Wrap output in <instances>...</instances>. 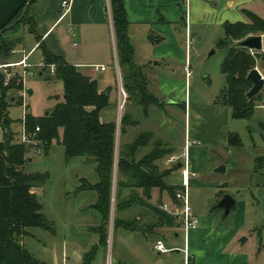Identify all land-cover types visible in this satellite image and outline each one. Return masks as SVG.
<instances>
[{"label":"crops","instance_id":"0c3cea01","mask_svg":"<svg viewBox=\"0 0 264 264\" xmlns=\"http://www.w3.org/2000/svg\"><path fill=\"white\" fill-rule=\"evenodd\" d=\"M25 1L27 0H0V26L6 23ZM62 1L35 0L31 4L30 11L36 20L41 38L38 40L25 25L22 33L18 34L23 36V40L17 44L16 49L30 52L29 60L33 63L31 74L38 71L40 75L44 74V57L40 42L52 52L63 54L68 62L96 78L99 89L109 94L110 102L102 109L101 119L117 121L120 78L116 60H119V57L111 2L71 0L69 10L63 14ZM252 1L254 0H123L130 36L135 47L134 59L144 67L148 90L159 98L161 105L166 101L168 108L180 105L184 109L185 143L188 136L194 141L189 147V154L191 168L197 171V175L190 178L189 188L210 184L217 188L209 196V199L215 196V200H210L207 211L200 212L195 205L191 206L193 214L198 218L199 215L205 216L203 222L200 221L197 227L188 231L191 264H264V226L260 228V225H257L256 217L251 214L245 202H240L238 207L239 201L232 192L233 189L229 188H236L240 183L237 178L245 172L240 154L242 147L229 144L228 131H236L227 128L231 118H235L232 108L218 101L219 94L212 102H192L186 90L188 77L184 68L188 55L187 35L190 33L191 36H199V31L191 34L192 25L198 30L200 25L224 24L226 21L244 19L240 10L244 12L243 5ZM25 31L34 38V42L29 46L26 43ZM17 54H20V57L22 55L20 52L14 53ZM100 65H106V68L102 69ZM119 70L122 78L120 63ZM53 79L60 81L58 78ZM127 92L125 106L129 123L122 133L125 145L133 142L140 131L154 130L149 125L150 118L157 115L154 109L158 110L156 103L146 107L135 100L132 93ZM256 108L263 110L264 104L259 103ZM153 132V136H156L155 131ZM155 140L156 138L146 140L135 152L131 151L127 155L130 158H141L151 150ZM172 148L175 149L171 153L180 154L184 150L178 152L176 147ZM171 153L157 159L156 164L160 169L171 168L176 164L177 167L165 176L164 180L169 185L180 188L183 183L180 162H167ZM231 154L235 160L233 164L230 160ZM256 154L264 155V151ZM256 157L253 156L249 167L252 169L251 176L256 171L264 173V166L256 170ZM162 158L166 159L165 163L160 161ZM221 164H225V171L216 170ZM174 170L179 171L181 175V180L176 183L168 179ZM200 173L203 174V179L198 178ZM121 174L129 178L128 184L121 186L119 190L121 202L125 203V207L116 209L115 215L117 219L130 222L137 228L128 229L114 225L111 236L112 264H185L183 251L163 253L155 249L158 239H163L168 247L184 246L185 239L181 236L183 230L178 214L181 201L175 199L168 188L154 185L147 192L146 188L132 182L128 172ZM214 177L218 179L213 180ZM115 190H118V186H115ZM226 192L236 199L227 215L224 208L218 206V201ZM101 222L102 216L88 228V231L98 234V240L100 233L94 231V228ZM169 234L173 235L170 239L167 237ZM118 236L123 240L119 244ZM244 237L247 239L242 241ZM63 255L65 257V250ZM39 258L50 264L44 257ZM106 261L104 257L99 263L106 264Z\"/></svg>","mask_w":264,"mask_h":264},{"label":"trees","instance_id":"16d2710c","mask_svg":"<svg viewBox=\"0 0 264 264\" xmlns=\"http://www.w3.org/2000/svg\"><path fill=\"white\" fill-rule=\"evenodd\" d=\"M34 1H25L10 19L0 26V63L10 61L14 55L13 49L22 42V35H11L22 24L27 25L40 40L41 34L30 11ZM110 2L124 86L130 93L140 96L139 102L146 107L152 103L161 105L159 98L147 88L144 67L134 59L135 47L129 32L124 2L123 0H110ZM26 6V12L21 20L5 28L21 15ZM244 12L249 20L226 21L225 36L218 41L219 46L228 50L222 62V72L226 75L227 82L218 95V101L230 106L235 118L248 119L254 114L256 105L261 103L262 95L260 91L252 97L247 96L252 86L247 74L257 65L259 59L264 65V49L252 52L248 47L237 45L236 41L251 33L263 34L264 18L249 9H244ZM39 45L44 57L42 70L47 72L46 78H58L64 85L63 99L58 101L49 113L40 116L34 115L31 111L26 113V130L40 142H24L21 141L20 136L15 139L17 132L11 127L13 119L9 107L14 103L23 104L22 96L16 94L23 88V83L16 75L6 84L5 73L0 71V121L4 135L0 142V264H47L26 247L24 239L32 235L31 228H41L52 233L56 231L54 222L48 219L43 210L44 205L36 189L43 185L49 176L46 172L26 171L24 164L32 149L37 151L36 146H38L41 152H48L54 139L66 147L68 158L86 155L96 162L99 180L97 182L86 180L83 182V188H94L99 192V199L94 206L102 216L99 225L100 244L105 245L109 236L107 219L116 162L117 131L116 121L101 119L102 109L110 102L109 94L99 89L96 78L85 74L75 64L68 62L63 54L52 52L43 42ZM51 63L55 64L54 75L50 71ZM37 126L40 127L39 130H36ZM228 139L230 145H243L240 133L237 131H228ZM143 143L141 136H137L132 143L125 145L128 147L127 152L121 151L118 159L120 172H128L132 182L137 186H143L147 192L152 186L159 185L168 188L171 195L178 199L176 197L178 187L171 186L164 180V177L177 165L160 169L155 163L173 149L156 148L139 159L130 158L128 156L130 152H135ZM255 166L256 170L264 166V155L256 157ZM120 183L122 184L123 181ZM122 207H125L123 201L120 205L117 204V208ZM115 226L137 228L134 224L122 220L115 221ZM92 257L93 254L87 256L86 264Z\"/></svg>","mask_w":264,"mask_h":264},{"label":"rangeland","instance_id":"374dc122","mask_svg":"<svg viewBox=\"0 0 264 264\" xmlns=\"http://www.w3.org/2000/svg\"><path fill=\"white\" fill-rule=\"evenodd\" d=\"M243 6L245 9L254 11L264 18V0H254L251 3H245ZM240 13L244 19L237 20H249L246 13L242 10H240ZM24 27L25 25L22 24L11 35L21 34ZM194 31H199V36L193 35L190 37L192 74L188 76L186 89L188 98L192 102L197 100L212 102L227 82L226 75L222 72V62L228 50L218 45L219 39L225 36V26L224 24H206L200 25L197 30L192 25L191 34H194ZM24 35L27 36L26 43L28 46L34 42L33 36L28 31H25ZM254 51L256 50H252V52ZM18 57H20V54L13 55L10 60L19 59ZM256 66L264 74V65L261 59L258 60ZM43 73V75H40L37 71L35 74H29L25 83L22 82L23 86L28 88L25 96L16 92L17 95L22 96L27 111H31L37 116L46 114V111L51 110L58 101L63 99L64 94L63 81H57L53 78L48 79L46 78L47 72ZM260 93L262 95L261 104H264V87ZM135 95L133 94L134 99L139 101L140 96ZM125 105L121 109L119 102L117 107L116 162L107 219L108 237L111 239L115 221L119 220L115 215L116 209H118L117 204L120 205L121 202L119 190L121 186L128 184L129 179L125 174H121L118 168L120 152L123 151L125 153L128 149V147H125L122 137V133L126 130V126L129 123ZM167 105L168 103L163 101L162 105H158V110L154 109V112L157 111V115H152L153 117H151L152 119L150 118L151 123L149 124L154 130L140 131L136 134V137L141 136L142 142L156 138L153 141L151 150L156 148L175 149L172 147H176L177 151L181 152L185 148V112L180 105L170 108ZM23 110L24 106L22 104L14 103L9 107L10 116L13 119L11 127L17 132L15 139L19 138L18 136L23 130ZM151 113L154 114L153 112ZM263 123L264 109L256 108L251 118L232 117L227 127L240 133L243 142L240 154L242 155V164L245 166L243 168L245 171L244 175L237 178L240 183L236 185V188H229L233 189L232 192H234L239 201L238 207L240 202H245L251 214L256 217L257 225H260V228L264 226V173L260 174L256 171L251 176L252 169L249 167L253 162V156L256 157L257 152L264 151ZM153 131H155L157 137L153 136ZM3 138V129L0 121V142ZM168 139L171 142H167L169 141ZM206 146L212 147V145ZM146 149L148 148H144V150ZM230 157L233 164L235 161L233 154ZM165 160L164 158L160 159L163 163H165ZM255 161L254 158V164ZM24 169L31 172L48 173L49 177L43 185L39 186L38 193L44 205L43 210L48 219L54 222L56 229L55 233H52L41 228H31L32 235L24 239L26 247L35 253L37 257H44L50 264H86L87 256L90 254H93V257L88 264H100L99 260L101 258L105 257L107 259L111 255L112 242L101 245L100 239L98 240V234L88 231L90 225L99 221L101 216L100 211L94 206L99 199V192L94 188H83L84 181L97 182L99 180L96 162L86 155H75L68 158L66 147L54 139L48 152H38L32 149L29 152L28 160L24 164ZM198 178L203 179V174L200 173ZM168 179L176 183L181 180V175L179 171L174 170L168 176ZM212 179L217 180L218 178L214 177ZM119 180L123 181V185ZM115 186H118V190H115ZM216 189V186L211 184L210 186H190L188 192L190 205H195L200 212L207 211L210 200H215V196L213 199H209V196ZM232 216H234V212H232ZM199 218L203 222L205 216L199 215ZM94 231L99 232V226L94 228ZM181 236L184 237L183 232ZM167 237L170 239L173 235L169 234ZM121 241L123 240L118 236L117 243L119 244ZM64 250L65 257L63 255Z\"/></svg>","mask_w":264,"mask_h":264},{"label":"built area","instance_id":"2783aa9c","mask_svg":"<svg viewBox=\"0 0 264 264\" xmlns=\"http://www.w3.org/2000/svg\"><path fill=\"white\" fill-rule=\"evenodd\" d=\"M71 0H63L62 1V6L64 8L63 14H65L69 8H70ZM111 10V9H110ZM111 12V11H110ZM72 29V26H70V30ZM191 35L188 33L187 35V42H188V55L185 63V72L187 77L192 74V69H191V61H190V56H191V49H190V43H191ZM13 52H20L22 53L21 57L16 60H10L7 62L0 63V71H3L5 73V83H9L10 80L14 76H19V79L25 83L26 77L32 73V65L33 63L29 60V53L30 52H25L24 50H19V49H13ZM119 60H116V66L119 72V92H120V108L124 107L125 102L128 97V92L123 84L122 78H121V72L119 70ZM44 64V63H43ZM100 68L105 69L106 65H100ZM50 71L52 74L55 73V64L51 63L50 64ZM28 88L27 86H23L22 89L18 90V92L22 95L25 96L27 94ZM24 106V114H23V130L20 134L21 141L28 142V143H38L40 142L39 139H36L31 136L26 130L25 127V117L27 111L26 105L23 103ZM40 127L37 126L36 130H39ZM192 140H190L189 137L186 139L185 143V148L184 150L180 153H171L168 158L167 162H180V169L182 172V177H183V183L180 188L176 190V197L181 201V209L178 212L179 218L181 220V228L184 233V246L182 248L180 247H168L163 239H158L155 243V249L163 252V253H168L176 250H181L184 253V263L185 264H191L192 262V256L189 252L188 249V231L191 228H195L199 225L200 219L193 214L192 207L189 202V184H190V178L192 176L197 175V171L191 168L190 164V154H189V147L192 144ZM37 147V151L41 152V148ZM111 243V238L108 237L107 243ZM110 255V254H109ZM106 264H112V258L111 255L107 258Z\"/></svg>","mask_w":264,"mask_h":264},{"label":"water","instance_id":"95a60500","mask_svg":"<svg viewBox=\"0 0 264 264\" xmlns=\"http://www.w3.org/2000/svg\"><path fill=\"white\" fill-rule=\"evenodd\" d=\"M26 9H27V6L24 8V11L20 15V17L15 19L11 24L7 25L5 28H8V27L16 24L19 20H21V18L24 16V14L26 12ZM236 44L240 45V46L248 47L252 50H262L264 48V37H263L262 33H251V34H248L247 36L237 40ZM247 77H248V79H250L252 81V86L248 90L247 96L252 97L253 95L259 93L263 89V87H264V74L262 73V71L257 66H255L252 69H250V71L247 74ZM48 112L49 111H46V114ZM225 169H226L225 164H221L218 167H216L217 171H225ZM235 202H236L235 197L231 193L226 192L222 195L221 199L218 201V206L223 207L225 210V214L227 215V214H229L231 208L234 206ZM246 239L247 238L244 237V238H242V241H245Z\"/></svg>","mask_w":264,"mask_h":264}]
</instances>
